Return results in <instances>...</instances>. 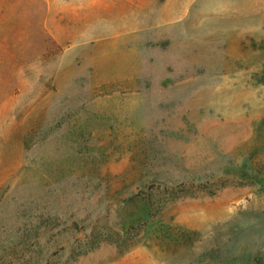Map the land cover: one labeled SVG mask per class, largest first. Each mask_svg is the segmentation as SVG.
I'll return each instance as SVG.
<instances>
[{
	"label": "rangeland",
	"instance_id": "obj_1",
	"mask_svg": "<svg viewBox=\"0 0 264 264\" xmlns=\"http://www.w3.org/2000/svg\"><path fill=\"white\" fill-rule=\"evenodd\" d=\"M40 239L264 264V0H0V264Z\"/></svg>",
	"mask_w": 264,
	"mask_h": 264
},
{
	"label": "trees",
	"instance_id": "obj_2",
	"mask_svg": "<svg viewBox=\"0 0 264 264\" xmlns=\"http://www.w3.org/2000/svg\"><path fill=\"white\" fill-rule=\"evenodd\" d=\"M134 198L135 199L138 198V195L132 196V201L135 200ZM146 200H148L152 203L150 197H147ZM40 217L43 219V217H44L43 214H41ZM55 226H56L55 221L52 223L50 221V218H48L47 222H46V227L49 229L47 231H49V232L53 231L55 229ZM38 228L42 229L43 226L41 225V227H38ZM31 248H34V250L37 251L38 255H37V258H35V259L31 258V257L27 258V256H28L27 253L31 252V250H30ZM89 250H86L85 252H88ZM22 252L24 253L23 258L20 259L19 262L24 261V264H55L52 260L49 259V257H47L45 255V251H44V247H43V244L41 242V239L38 241L35 240L33 245H30L29 243L24 244V246L22 247ZM82 254H85V253H82ZM10 264H11V261H10ZM56 264H58V263H56Z\"/></svg>",
	"mask_w": 264,
	"mask_h": 264
},
{
	"label": "crops",
	"instance_id": "obj_3",
	"mask_svg": "<svg viewBox=\"0 0 264 264\" xmlns=\"http://www.w3.org/2000/svg\"><path fill=\"white\" fill-rule=\"evenodd\" d=\"M95 47V46H94ZM94 52H96V54L94 55L95 59L93 60L92 63H104L106 60L108 61L107 56L105 57L106 51H104V49L102 48V50H99V48H95V50L92 51V53L94 54ZM76 53L77 52H69V49H66V51H64V60H70V62L72 61L73 63H75V59H76ZM66 61V63H67ZM68 62V63H70ZM109 62H111L109 60ZM124 63H126V60L124 61ZM128 63H130V56L128 57Z\"/></svg>",
	"mask_w": 264,
	"mask_h": 264
}]
</instances>
